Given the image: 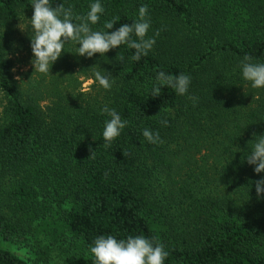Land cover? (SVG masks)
<instances>
[{
    "label": "trees",
    "instance_id": "16d2710c",
    "mask_svg": "<svg viewBox=\"0 0 264 264\" xmlns=\"http://www.w3.org/2000/svg\"><path fill=\"white\" fill-rule=\"evenodd\" d=\"M94 2L52 0L74 16ZM100 3L90 26L102 32L133 23L147 5L145 39L155 38L147 56L134 61L122 44L87 58L68 41L49 73L31 68L17 80L0 41V242L30 235L34 246L30 262L0 243V264H93L90 246L108 235L154 237L168 252L164 264H264V198L253 183L264 172L242 160L253 133L264 135V88L240 68L245 55L264 63V0ZM29 9L31 0H0V21ZM75 68L93 79L88 89ZM97 70L112 73L111 89L95 82ZM160 71L190 76L188 93L162 86L152 96ZM105 105L128 121L109 147ZM145 128L163 143H149ZM52 216L62 228L55 253L35 232Z\"/></svg>",
    "mask_w": 264,
    "mask_h": 264
},
{
    "label": "clouds",
    "instance_id": "9594fccd",
    "mask_svg": "<svg viewBox=\"0 0 264 264\" xmlns=\"http://www.w3.org/2000/svg\"><path fill=\"white\" fill-rule=\"evenodd\" d=\"M34 9L30 24L32 28L31 49L34 58L30 63L34 71L47 74L51 70L58 58L62 55L65 42H75L77 55L93 57L99 53L103 56L109 50L127 44L130 49H134L131 59L139 61L142 56H147L148 52L155 44V38L145 39L150 28V21L147 18L148 7L142 5L139 8V19L131 24H120L115 31H94L90 25H95L100 20V15L105 9L100 0L89 5V11L85 15L73 14L72 7H65L59 3L53 7L52 0H31ZM119 18L106 21L105 29H113ZM20 30L24 29L18 25ZM135 35L138 39H132ZM159 35V32L156 33ZM118 56V55H117ZM117 58V57H116ZM124 56H118V60L123 62ZM242 77L251 83L253 88H264V63L253 62V57L245 55L240 62ZM15 71V70H13ZM111 72L104 70L94 72V80L104 89L109 90L114 80ZM17 80L21 77L17 76ZM191 82L190 76L186 74L172 75L160 71L156 74L152 96H159L160 87L168 86L175 90L178 95L188 93ZM194 103L197 97L189 96ZM101 114H106L110 119L105 121L102 136L105 140V147H109L115 138L120 135L128 121L122 119L115 110L105 105L101 109ZM167 126L168 121H161ZM143 136L149 143H163L159 132H153L145 128ZM254 139L251 142V150L246 153L247 164L254 166V172L259 174L264 172V135L253 133ZM91 155L93 150L89 149ZM124 156L127 153H123ZM89 156V157H90ZM258 198H264V177L253 182ZM90 252L94 256L93 264H164L168 252L164 250V245L153 237L152 240L137 235L128 236L126 239L117 240L112 235L98 236L90 246Z\"/></svg>",
    "mask_w": 264,
    "mask_h": 264
},
{
    "label": "rangeland",
    "instance_id": "374dc122",
    "mask_svg": "<svg viewBox=\"0 0 264 264\" xmlns=\"http://www.w3.org/2000/svg\"><path fill=\"white\" fill-rule=\"evenodd\" d=\"M33 16V11L22 10L16 18L4 19L0 21V41L3 42L8 55L14 59L12 74L14 78L21 77L26 70L34 68L30 61L34 58L30 46V37L32 36V28L30 19ZM20 25L24 31L18 27ZM15 70V71H13ZM77 71V69H74ZM80 76L81 88L86 90L89 84L93 82L91 77H85L80 71H77ZM61 222L57 217L52 216L43 220L35 226L36 237L40 240V244L50 252L55 253L62 248L61 244ZM26 237V238H25ZM3 247L13 251L20 257L27 259L30 262L34 260L33 240L32 237L22 236L15 242L1 241ZM67 246V243L65 247ZM59 258L58 256L54 259ZM54 262V261H53Z\"/></svg>",
    "mask_w": 264,
    "mask_h": 264
}]
</instances>
